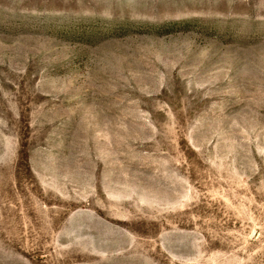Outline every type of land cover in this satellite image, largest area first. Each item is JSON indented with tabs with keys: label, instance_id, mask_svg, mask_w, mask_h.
Returning a JSON list of instances; mask_svg holds the SVG:
<instances>
[{
	"label": "rangeland",
	"instance_id": "rangeland-1",
	"mask_svg": "<svg viewBox=\"0 0 264 264\" xmlns=\"http://www.w3.org/2000/svg\"><path fill=\"white\" fill-rule=\"evenodd\" d=\"M0 264H264V0H0Z\"/></svg>",
	"mask_w": 264,
	"mask_h": 264
}]
</instances>
